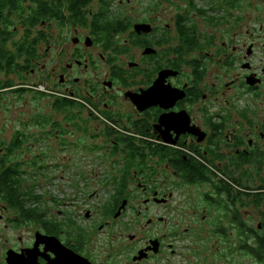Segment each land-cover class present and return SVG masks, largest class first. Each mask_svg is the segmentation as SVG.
Returning a JSON list of instances; mask_svg holds the SVG:
<instances>
[{
  "label": "flooded vegetation",
  "instance_id": "af4514ba",
  "mask_svg": "<svg viewBox=\"0 0 264 264\" xmlns=\"http://www.w3.org/2000/svg\"><path fill=\"white\" fill-rule=\"evenodd\" d=\"M109 2L0 0V44L5 48L17 44L13 35L19 32L22 45H45L46 52L70 48L71 60L55 61L50 71L64 89L56 90L57 98L75 101L77 117L84 121L81 131L88 135L79 148L97 151V158L112 166L101 180L111 184V191L93 202L95 192L87 189L84 176L77 197L74 193V161L59 158L60 129L53 121L36 120L38 135L29 138L22 131L14 138L26 154L19 161L11 160L16 156L9 150L12 141L0 148V170L18 166L21 189L29 192L40 178L54 180L66 169L73 192L71 199L51 198L48 204L42 194L35 203L25 201V214L31 216L18 212L0 193V264H70L71 255L90 264H156L164 256L170 264L176 254L171 240L177 238L172 229L183 220L202 222L201 206L216 209L212 231L190 233L195 238L178 253L181 264H264V215L254 226L236 205L241 198L247 207L264 203V27L253 22L252 1H143L146 12H174L162 28L160 15L130 27L109 8L115 1ZM135 24H148L150 30L136 32ZM127 31L130 40L119 45L142 48L138 59L126 62L129 71L113 68L106 78L80 84L74 72L96 73L99 61L114 58L108 54H125L115 42ZM43 56L39 50L31 59L40 70ZM13 58L0 56V74H10ZM26 65L25 59L14 73L22 75ZM162 71L167 76L156 88ZM9 83L0 82L5 85L0 92ZM21 84V91H27ZM153 86L149 98L143 96ZM77 139L65 144L76 148ZM60 160L65 161L62 168ZM193 164L199 167L196 174ZM251 174L262 176L254 191ZM126 181L135 182V192L128 193ZM140 251L145 257L134 259Z\"/></svg>",
  "mask_w": 264,
  "mask_h": 264
},
{
  "label": "rangeland",
  "instance_id": "374dc122",
  "mask_svg": "<svg viewBox=\"0 0 264 264\" xmlns=\"http://www.w3.org/2000/svg\"><path fill=\"white\" fill-rule=\"evenodd\" d=\"M113 2V4H109V8L111 11L117 12L120 18L124 19L126 23L132 26L133 23H136L139 20H145V19H153L156 15H160V26L161 28L165 24V20L169 17V15L174 14L173 11L167 9L165 13L162 11H150L146 12L143 9V5L141 3L145 0H131V5H123L119 6L117 3L121 0H110V2ZM124 1V0H123ZM147 1V0H146ZM252 1V11L251 15L253 17V22L256 20L260 21V24L264 27V8L262 7L261 0H251ZM109 2V3H110ZM125 4V3H124ZM163 7H161L162 9ZM157 17V16H156ZM156 19V18H155ZM258 24V22H257ZM31 33H35V31H32ZM128 31L125 34H122L118 40L115 42L116 47H119L123 50L125 54L114 55L108 54L104 49V54L109 55L108 57H114L111 59H108L106 62L101 60L97 64V67H101L100 69L96 70V73H93L92 70H89L88 73L82 74V71L80 73V70H77L74 72L75 76H79L81 78V82L83 81H94V79L98 76L99 78L103 79L107 76L105 75V72L108 71L109 74H112L113 68L119 67L120 70L129 71L126 62L129 60L138 59L141 55V49L140 47H136L131 45L127 42V46L125 45H119L121 41L130 40V36L128 35ZM21 32L18 34L16 33L13 35L14 42H17V44L10 43L6 50L7 52H10L11 55H14L12 57L15 61L14 64H10V74H0V82H5L8 80L10 83L8 87H6L3 92H0V148L5 147V145H8L9 141H14L15 139H19L21 132H27V136L30 138L31 136L38 135V127H36L35 121L36 120H45V121H53L57 128L60 130V147H59V158H62L63 156H70L72 157L73 162V172L75 173L72 178L76 180V190L74 193L77 194L82 189L81 181H83V178H87V189L90 192H95L94 196L92 198L93 202L96 201H102L106 199L108 196V193L111 191V184L104 183L102 184L101 180L102 178H108V176L104 177L106 173H108L109 169L112 168L110 165V161L108 160H101L100 158H97L96 154L97 151L92 150L91 152L86 153V151L83 150V148H79V146L83 147L84 143V137L88 135L85 131H81L82 127L84 125V121L79 117H77L78 111L76 110V107L73 106V104L69 105L66 108H57L55 107V98L59 96L57 94L56 90L63 91L64 89L57 85L55 80L50 76V71L53 68V64L55 61H60V63H66L67 61L71 60L73 56L69 55L70 48L68 49H62V47H51L49 48V51L46 52L45 45L40 47H35L34 45H31L29 42L27 46H32L34 48L33 53L26 55V53H20L18 54L17 48L20 42ZM264 37V36H263ZM34 44V43H33ZM42 52L44 54L43 58L41 59L40 63H44L45 67L43 70H40V67L38 66V63L35 61L31 62V59H35V56L37 52ZM100 50V49H99ZM36 51V52H35ZM102 51V50H101ZM100 52V51H99ZM35 54V55H34ZM96 58H98L96 55H94ZM24 58V59H23ZM28 59V63L25 68L22 69V75L20 72L14 73L16 69H19V66L23 65L24 60ZM36 60V59H35ZM18 65V68L16 67ZM32 70L34 73H32ZM22 76V77H20ZM6 78V80H4ZM22 80V82H21ZM23 88H26L27 91H21L20 85H22ZM79 85H75L76 88H78ZM5 85L1 86L0 88L4 87ZM57 88V89H55ZM79 103V101H78ZM46 129V125L43 126ZM50 129V127H49ZM40 134V133H39ZM44 135H46L44 133ZM80 138L76 140V148L72 144H65L66 141H73L74 138ZM97 140H94L96 142ZM32 141H30L29 145ZM99 142H101V138L93 144L99 145ZM16 147L13 148L12 152L16 156L13 157L12 161H19L21 157H25V151H20V143L19 141L14 142ZM65 144V145H64ZM35 153V149L32 150ZM11 152V153H12ZM57 155V154H56ZM83 155L86 158H83ZM65 162V161H64ZM64 162L60 160V168L64 166ZM264 162V161H263ZM68 163V162H67ZM72 165V161H71ZM81 173V174H79ZM84 176V177H83ZM31 177V176H30ZM126 177V176H125ZM69 172L68 170H64L61 174H56L54 180H51L50 177H42L40 178V185H37L38 187L34 188V185L32 186L31 190L28 192V194H32L34 196H42L44 199V203H49L51 201V198L56 199H71V194H73L70 180L69 179ZM250 186L252 187V190H257L261 186V179L262 176L257 174H251L250 175ZM30 179V178H29ZM36 178L29 180V183H33ZM128 180V177H127ZM243 178L240 179V186H243ZM127 182V181H126ZM131 186V190L128 193L135 192L136 185L135 182H127L126 185ZM207 186H204L205 189ZM192 188V187H191ZM195 189L196 192H198L197 188H192V190ZM24 190V189H23ZM178 192L175 191V193ZM40 193V194H39ZM42 194V195H41ZM178 194H182L181 191H179ZM79 199V198H78ZM238 199V198H237ZM80 200V199H79ZM35 203V202H34ZM95 205L94 203H91ZM262 201H257L256 204H253L251 202V206L247 207V204L244 202V199H238L236 205L239 208L241 216H243L246 220L252 221V225L256 226L258 221L261 220L262 216L264 215V207L261 206ZM178 205V201H177ZM177 210L179 212H185L183 208H180L179 206H176ZM237 208V210H238ZM64 209H68L67 207ZM203 209V210H202ZM215 207L212 209L204 208L201 206L200 213L198 214V220L202 217V215H205L206 218L200 222H190L188 220L181 221L178 225L177 229H172L173 232H175V235H177L176 240L172 238L173 248L176 250V254L169 257V263L170 264H181V255L178 253H181V249L187 246H190L191 239L195 238L194 235H190L191 232L196 233H202L205 234V232L212 231L211 223L213 222V216L216 215L215 213ZM246 212H250V216ZM128 215L125 216V220L128 219ZM172 225H175V223L172 222ZM229 226L228 223H222V226ZM163 227V226H162ZM161 228V227H160ZM185 228L189 229V233H185ZM127 232H131L132 230H128ZM190 236V239L188 237ZM166 258L164 256L158 258L155 263L156 264H166L165 262ZM152 264V262L148 263Z\"/></svg>",
  "mask_w": 264,
  "mask_h": 264
},
{
  "label": "trees",
  "instance_id": "16d2710c",
  "mask_svg": "<svg viewBox=\"0 0 264 264\" xmlns=\"http://www.w3.org/2000/svg\"><path fill=\"white\" fill-rule=\"evenodd\" d=\"M17 46H18L17 48L18 54L26 53V55H29L33 53L34 48L32 46H27V45H22V44H18ZM5 55L14 56V55H11L10 52H7L5 46L0 44V56H5ZM26 62L28 63L27 58H26ZM10 64H14V60H12ZM73 103L74 101L69 100V99L65 100V99L55 98L54 105L55 107L62 109V108L68 107L69 105ZM14 147H16V145L14 142H12L10 144L9 150L12 151ZM17 168L18 166L12 165L10 166V168H7L8 170L7 169L0 170V193L3 194L4 198L12 201V207L15 208L18 212L26 216H31L32 215L31 212H27L25 214V211L27 210L25 207L27 205L24 202L25 201L34 202V201L39 200V197L34 196L32 194H28V192L21 189V186H20L21 174H19V171ZM190 168L194 171L193 174H196V172H198L199 167L198 165L193 164ZM194 178L198 179L199 177L194 176ZM220 230H223V229H220Z\"/></svg>",
  "mask_w": 264,
  "mask_h": 264
},
{
  "label": "water",
  "instance_id": "95a60500",
  "mask_svg": "<svg viewBox=\"0 0 264 264\" xmlns=\"http://www.w3.org/2000/svg\"><path fill=\"white\" fill-rule=\"evenodd\" d=\"M264 2V0H263ZM134 29L136 32H140V31H143V32H148L150 30V26L148 24H135L134 25ZM146 54H148L150 52L149 49H145L144 51ZM167 76V71H162L157 79V82L154 84V86L156 88L159 87V83L164 79V77ZM151 87L145 91H142V94L143 96H145L146 98H149L150 96V91L151 93H153V89L155 87ZM152 89V90H151ZM145 257V254H143L141 251L139 252L138 256L135 257L134 259H142ZM70 260V264H90V262L85 259V258H82L80 256H77V255H71L70 258H68Z\"/></svg>",
  "mask_w": 264,
  "mask_h": 264
}]
</instances>
